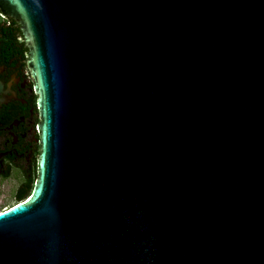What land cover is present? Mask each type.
I'll list each match as a JSON object with an SVG mask.
<instances>
[{
    "label": "water",
    "instance_id": "water-1",
    "mask_svg": "<svg viewBox=\"0 0 264 264\" xmlns=\"http://www.w3.org/2000/svg\"><path fill=\"white\" fill-rule=\"evenodd\" d=\"M0 7L41 117L0 264H264V0Z\"/></svg>",
    "mask_w": 264,
    "mask_h": 264
},
{
    "label": "flooded vegetation",
    "instance_id": "flooded-vegetation-1",
    "mask_svg": "<svg viewBox=\"0 0 264 264\" xmlns=\"http://www.w3.org/2000/svg\"><path fill=\"white\" fill-rule=\"evenodd\" d=\"M30 59L21 24L0 7V182L14 174L23 182L39 144L35 130L41 117Z\"/></svg>",
    "mask_w": 264,
    "mask_h": 264
},
{
    "label": "trees",
    "instance_id": "trees-1",
    "mask_svg": "<svg viewBox=\"0 0 264 264\" xmlns=\"http://www.w3.org/2000/svg\"><path fill=\"white\" fill-rule=\"evenodd\" d=\"M41 153V146L38 144L37 151L35 153V157L31 163L28 177L23 179L22 184L15 192V200L16 203L24 201L33 191L35 183L38 179V163H39V155Z\"/></svg>",
    "mask_w": 264,
    "mask_h": 264
},
{
    "label": "rangeland",
    "instance_id": "rangeland-1",
    "mask_svg": "<svg viewBox=\"0 0 264 264\" xmlns=\"http://www.w3.org/2000/svg\"><path fill=\"white\" fill-rule=\"evenodd\" d=\"M35 134L38 137V129L36 128ZM22 182L20 175L14 174V176L6 181L0 182V210L9 207L16 203L15 192Z\"/></svg>",
    "mask_w": 264,
    "mask_h": 264
}]
</instances>
